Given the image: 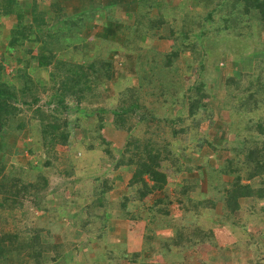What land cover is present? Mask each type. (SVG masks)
Masks as SVG:
<instances>
[{
    "label": "trees",
    "instance_id": "1",
    "mask_svg": "<svg viewBox=\"0 0 264 264\" xmlns=\"http://www.w3.org/2000/svg\"><path fill=\"white\" fill-rule=\"evenodd\" d=\"M45 3L47 11L34 0H0V17L9 20L0 130L19 136L26 120L36 121L44 154L27 169L0 159V264H77L80 247L56 241L52 229L69 206L82 210L72 221L85 243L105 237L112 246L102 253L85 244L92 256L83 264H211L208 252L264 264V60L233 71L211 57L214 49L221 60L229 56L225 36L238 45L253 31L264 37V0H183L167 12V0H135L122 20H105L127 25L122 42L92 40L86 52L78 45L82 23L97 11L104 26L103 6L84 19L85 11L69 17L63 0ZM160 41L170 47L158 50ZM107 84L115 105L102 107ZM216 112L222 122L211 133ZM104 126L124 132L119 149L101 136ZM59 147H81L80 168ZM50 173L59 185L50 186ZM46 193L54 205L44 203ZM26 201L40 215L21 225L16 213ZM108 215L143 222L138 251L104 235Z\"/></svg>",
    "mask_w": 264,
    "mask_h": 264
},
{
    "label": "rangeland",
    "instance_id": "2",
    "mask_svg": "<svg viewBox=\"0 0 264 264\" xmlns=\"http://www.w3.org/2000/svg\"><path fill=\"white\" fill-rule=\"evenodd\" d=\"M31 1V0H30ZM36 2V4L38 5L39 9H43L44 11L48 10V5H46L45 0H34ZM111 0H63L64 5H65V11L66 14L69 17H75L79 12L81 11H85L87 12V14H85V16L83 17L84 19L87 18L89 15V13H92L93 11H96L98 9V6H103L102 7V12L104 14V22L103 24L104 29L103 31H107L110 34V38L112 39V41H114L115 43H118L119 40L123 39L124 36V32L122 31L123 29H127L126 26H124L123 24H120L121 26L117 25V24H112V23H107L105 24L107 21L109 16L112 17H117L118 19H121L123 12H128L131 11L133 8V3L135 0H113L116 1L114 2V6H110L108 7V4ZM112 1V2H113ZM179 5V6H183V0H167V4L165 7V11L167 12L168 7H173L175 5ZM186 4V2H185ZM188 4V2H187ZM186 4V5H187ZM168 5V6H167ZM108 7L107 9H104V7ZM192 6V3L190 2V7ZM101 10V9H100ZM99 10V11H100ZM97 13V11L95 12V14ZM92 17L90 20H85L82 23V31L79 34L81 37V41L79 42V49H83L85 52L88 50V48L90 47V44L92 43L91 41L94 40L91 37L98 35V33L100 34L101 30L99 28V30H97V25L95 24L97 17ZM93 19V20H92ZM106 20V22H105ZM8 22L9 20L7 18H1L0 17V45H4L6 43V41L8 40ZM95 22V23H94ZM124 26V27H123ZM100 31V32H99ZM106 32V33H107ZM114 32V33H111ZM252 34V32H251ZM253 36H257L255 34V32L253 31L252 36L250 37V41L249 42H242L241 45H238L236 42L237 40L235 38L229 39L226 36L224 37V39L226 40V42L228 43V45H230V48L225 47L223 49V53L229 56L226 58L224 57L223 60L220 59L221 54H217L216 53V49H214L213 47H215V43L212 42L211 43V48L214 49L213 55L211 56L212 58H214L215 62H218V67L219 69H231L233 71H237L236 69H238V71H249L251 68V65L254 64L256 62L260 63L261 61L264 60V37L262 38H254ZM108 40L105 39V42H107ZM97 42V41H94ZM77 43V42H76ZM104 43V41H103ZM85 44V45H84ZM165 41H160L158 43H154V45H156L158 50H165L166 48H169L170 45ZM98 45V44H97ZM207 45V44H206ZM36 46V45H32ZM235 46V47H234ZM208 47V46H207ZM33 49H35L33 47ZM78 49V50H79ZM252 49V50H251ZM77 50V51H78ZM2 49L0 47V57L3 55L2 53ZM61 54H64V52H62ZM235 55V58L234 56ZM223 57V56H222ZM227 59V60H226ZM181 57L178 56L176 61H174L175 64L180 65L181 66ZM212 60V59H211ZM223 61V63L221 62ZM227 61V62H226ZM213 62V61H211ZM15 64H11L9 67H5V72L9 73L10 70L12 68H14ZM179 67V68H180ZM38 76V75H37ZM42 76V75H39ZM33 77H36V75L34 74ZM105 86V85H104ZM110 85H106L104 88L100 89V93H102V95H105L109 93L110 91ZM211 88V86H210ZM213 89V88H211ZM40 99H39V103L38 105L43 106L44 107V102L46 101V96L43 93H40ZM220 95V93H219ZM218 95V96H219ZM112 99V98H111ZM100 105L102 107H107L109 105H115V101L110 100L109 97H104L103 101H100ZM18 107L21 109V116L28 118V114L29 111H26V109L24 107H20L18 105ZM217 115H214V124L212 125V129H211V133H213L214 131V127L218 128L220 126V123L222 122V117H221V113L216 112ZM73 115L69 116V118L71 119ZM28 127L27 129L20 134L19 136H14L11 133H7L4 131L0 130V153L1 156L0 158H2L3 160H5V164L7 165L8 161H16V163L19 164V166L21 168H29L30 165H34L35 167L38 166V164L36 163V161L38 160L37 158H39L40 160L43 159L44 154L42 153V150H40L37 146L39 143V133H38V123L36 121H31V120H26ZM28 131V133H27ZM101 136L104 137L106 140L112 142L113 144V149H119L122 146L123 143V139L125 137L124 132L121 131H115L113 128L108 127V126H104V128L101 130ZM24 142V145L21 144V142ZM36 149L35 150V155H29V149ZM81 148V147H80ZM79 147L78 148H72L71 150L65 149V148H61L59 147L58 149V153L59 154H67L68 157L77 159L79 158V154H81V149ZM221 157V156H219ZM31 159V160H29ZM69 160V159H68ZM18 161V162H17ZM28 161H31V163H29ZM76 163L74 164L76 168H80V163H78V161L80 162V159L75 160ZM21 162H23L21 164ZM56 164V162H54ZM12 164V163H10ZM23 165V166H21ZM59 166V165H58ZM60 167V166H59ZM195 175V174H193ZM192 176V175H191ZM196 176V175H195ZM61 180L63 179H58L57 177H55L54 175H52L50 173V186H55V185H59V182H61ZM205 184L201 183L200 187H202V189H205ZM122 186L118 185L115 186L114 192H113V198H117V195L119 193H121L122 191H118L119 189L122 190ZM201 189V188H200ZM44 198V203H46V201H51V206L54 205L53 203H55V198L54 196L50 195V193H46V195L43 197ZM47 204V203H46ZM67 212V216L65 218H59L55 224L52 226V229L56 228L58 229V232H55V236H56V241L58 242H63L64 245L66 243H68L69 245L74 244L79 248V251H81L80 254H78L76 258V263L77 264H83L84 261L83 256H92V251H94L95 249H97V252H104L106 251V249L108 248H112V246H109L107 243H105L106 245H104L105 242V237L101 240V242L99 241H90L88 243H85V236L83 234V232L81 230H79L77 228V224L79 222H75V224L72 221V218H79L81 216L82 210L81 209H76L74 207H67V209L65 210V213ZM17 217H20L21 220V225H28L32 222H34V220L36 219V217L38 215H40V210H37L36 208L32 207L29 201L25 202L24 208L16 213ZM45 215V214H43ZM63 216V215H61ZM59 216V217H61ZM80 220V218L78 219V221ZM143 222H139V224H131L128 221L125 220H116L113 218H110L108 215V220H107V231L104 235H107L108 237H112V238H116L118 241L122 242L124 244L125 249L128 252H134V251H138L141 247H142V242H141V234L143 232V228H142V224ZM76 225V226H75ZM254 229V228H253ZM66 245V254H69L70 252H73V247L70 248L71 246ZM85 244L89 245V248L91 250V252L89 251L88 247L84 246ZM209 253V252H208ZM207 253V254H208ZM227 258V257H225ZM224 258V260H225ZM224 264H231V261L228 260L227 262H225Z\"/></svg>",
    "mask_w": 264,
    "mask_h": 264
},
{
    "label": "crops",
    "instance_id": "3",
    "mask_svg": "<svg viewBox=\"0 0 264 264\" xmlns=\"http://www.w3.org/2000/svg\"><path fill=\"white\" fill-rule=\"evenodd\" d=\"M128 12H130V11H128ZM128 12H123V13H128ZM97 17V16H96ZM123 19V17H121V20ZM102 22H104V20H102ZM95 23V22H94ZM96 25H97V30H99V28H100V30H101V32H100V34L98 33V35H96V36H92L91 38H94V40L95 41H97L96 43L98 44V41H99V39H107V40H110V41H112V39L110 38V32L108 33L107 31H103V30H106V29H104V26H101L100 24H98V22L97 23H95ZM121 26V25H120ZM124 26H127V25H125L124 24ZM123 26V27H124ZM122 31L124 32V36H123V38L125 37V33L127 32V29H123L122 28ZM107 32V33H106ZM111 33H114V32H111ZM115 34V33H114ZM123 40V39H122ZM122 40H119V42L118 43H121L122 42ZM85 45V44H84ZM91 45V44H90ZM83 50V49H82ZM84 51V50H83ZM85 52V51H84ZM116 84H118V83H116ZM115 131H117V130H115ZM1 149V148H0ZM1 152V151H0ZM0 156H1V153H0ZM0 159H2V158H0ZM3 160V159H2ZM3 162H5V160H3ZM18 162V161H17ZM8 164H10V163H12V164H16V165H19L18 163H16V161H8L7 162ZM23 162H21V164H22ZM21 166H23V165H21ZM220 255V254H217V253H215V252H209L208 253V255H207V259L209 260V262L211 263V264H224L225 262H227L230 258H228V256H229V254H224V255H221V257L220 258H212V257H209L210 255ZM225 257H227V258H225ZM210 258V259H209ZM224 258H225V260H224Z\"/></svg>",
    "mask_w": 264,
    "mask_h": 264
}]
</instances>
